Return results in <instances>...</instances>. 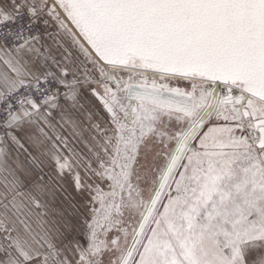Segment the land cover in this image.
<instances>
[{
	"label": "snow or ice",
	"instance_id": "1",
	"mask_svg": "<svg viewBox=\"0 0 264 264\" xmlns=\"http://www.w3.org/2000/svg\"><path fill=\"white\" fill-rule=\"evenodd\" d=\"M0 264H264V0H0Z\"/></svg>",
	"mask_w": 264,
	"mask_h": 264
}]
</instances>
